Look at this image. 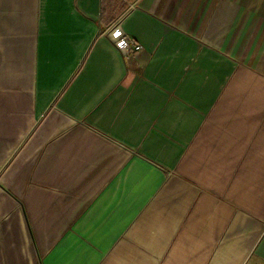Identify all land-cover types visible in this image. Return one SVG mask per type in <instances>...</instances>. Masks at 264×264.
Wrapping results in <instances>:
<instances>
[{"label": "crops", "instance_id": "crops-1", "mask_svg": "<svg viewBox=\"0 0 264 264\" xmlns=\"http://www.w3.org/2000/svg\"><path fill=\"white\" fill-rule=\"evenodd\" d=\"M0 264H264V0H0Z\"/></svg>", "mask_w": 264, "mask_h": 264}, {"label": "built area", "instance_id": "built-area-1", "mask_svg": "<svg viewBox=\"0 0 264 264\" xmlns=\"http://www.w3.org/2000/svg\"><path fill=\"white\" fill-rule=\"evenodd\" d=\"M115 43L125 55L133 54L141 47L140 44L133 37L127 34L119 35L116 38Z\"/></svg>", "mask_w": 264, "mask_h": 264}]
</instances>
